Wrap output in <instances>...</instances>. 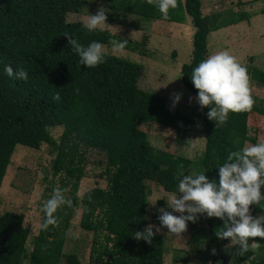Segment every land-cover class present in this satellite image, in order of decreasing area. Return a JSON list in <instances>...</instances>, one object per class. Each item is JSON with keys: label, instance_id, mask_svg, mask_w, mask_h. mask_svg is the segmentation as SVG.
Segmentation results:
<instances>
[{"label": "trees", "instance_id": "16d2710c", "mask_svg": "<svg viewBox=\"0 0 264 264\" xmlns=\"http://www.w3.org/2000/svg\"><path fill=\"white\" fill-rule=\"evenodd\" d=\"M112 1L144 19L192 21L193 49L181 78L197 98L206 138L196 175L190 158L154 147L141 126L197 127L170 109L166 98L139 86V63L96 51L101 43L136 50L139 42L67 21V12L80 11L83 0H0V188L19 144L37 150L43 143L54 146L55 175L74 179L69 197L54 193L26 264H82L77 254L64 253L78 206L81 227L94 232L88 264H163L165 236L147 227V180L168 191L183 190L202 204L203 221H195V208L192 215L186 212L194 249L201 250L207 239L214 251L251 208L253 217L264 216V145L256 156L245 148L255 143L249 115H264V107L253 105L250 92L236 89L231 63L209 69L208 36L219 26L217 15L204 14L202 0ZM252 78L264 85V70L253 68ZM57 126L63 128L59 141L51 133ZM89 148L105 153L108 184L79 198ZM241 225L235 264H264V217ZM29 233L21 213L0 214V264L24 262Z\"/></svg>", "mask_w": 264, "mask_h": 264}, {"label": "rangeland", "instance_id": "374dc122", "mask_svg": "<svg viewBox=\"0 0 264 264\" xmlns=\"http://www.w3.org/2000/svg\"><path fill=\"white\" fill-rule=\"evenodd\" d=\"M83 3L80 11L67 12V21H81L89 26L106 28L111 33L131 39L133 44L139 42L140 46L136 50L101 43L96 51L139 63L143 67L139 86L166 98L170 109H178L191 125L197 127L190 131L185 126H164L156 122H147L141 126L154 147L190 158L193 161L192 174L196 175V160L202 155L206 138L200 131L202 113L197 98L184 86L181 78V67L189 62L193 49L195 28L191 19L184 24L144 19L117 9V2L112 0H83ZM202 5L203 13L217 15L219 24L208 36L209 69L231 63L236 89L250 92L253 105L264 107V85L252 78L253 68L264 70V0H202ZM246 13L250 16L248 19L233 21ZM62 129L57 126L51 130L56 141L60 140ZM249 133L256 139V145H250L249 151L256 156L264 145V115L257 111L251 114ZM56 154V148L46 143L38 150L17 145L0 188V214L5 211L21 213L24 226L30 231L22 264L28 261L33 240L39 233L54 193L65 197L71 194L74 179H66L62 173H54ZM105 163L104 152L94 148L86 149L83 163L85 175L77 191L79 198L92 188H107ZM146 186L149 193L148 230L161 232L165 236L163 264H212V249L209 250L205 245L207 239L201 250H198L199 246L194 249L188 244L190 234L195 232L190 231L186 212L195 208L198 212L194 220L203 221L202 204L191 202L183 190L168 191L156 181L147 180ZM229 195V191H226L225 196ZM193 213L194 210H191L190 215ZM248 214L235 223L233 231L230 229L227 241L225 239L219 243V252L228 253L237 240L242 238L239 232L242 223L246 228L248 222H258L264 217L261 213L255 217ZM81 218L82 208L78 206L68 229L64 253H75L82 264H88L94 232L81 227Z\"/></svg>", "mask_w": 264, "mask_h": 264}, {"label": "flooded vegetation", "instance_id": "af4514ba", "mask_svg": "<svg viewBox=\"0 0 264 264\" xmlns=\"http://www.w3.org/2000/svg\"><path fill=\"white\" fill-rule=\"evenodd\" d=\"M230 232L231 231H229V233ZM225 239L227 241V238H225ZM216 244H217L216 245V249L211 252V258L210 259L212 261V264H222V262L224 261L225 258L227 259V263L226 264H235V260H234L235 246H232L231 247V250H229L228 253L223 254V253L219 252V250H218V245H219V242L218 241L216 242ZM214 256H217L218 257V260L217 261L214 260V258H213Z\"/></svg>", "mask_w": 264, "mask_h": 264}, {"label": "crops", "instance_id": "0c3cea01", "mask_svg": "<svg viewBox=\"0 0 264 264\" xmlns=\"http://www.w3.org/2000/svg\"><path fill=\"white\" fill-rule=\"evenodd\" d=\"M252 114V113H251ZM251 114L249 115V118H248V127H249V120H250V117H251ZM249 135H250V133H249ZM251 136V135H250ZM254 140H255V143H247L246 145H245V148L249 151V146L250 145H256V139L255 138H253ZM250 152V151H249ZM251 153V152H250ZM252 155H254L253 153H251ZM196 204V203H195ZM197 205V204H196Z\"/></svg>", "mask_w": 264, "mask_h": 264}, {"label": "water", "instance_id": "95a60500", "mask_svg": "<svg viewBox=\"0 0 264 264\" xmlns=\"http://www.w3.org/2000/svg\"><path fill=\"white\" fill-rule=\"evenodd\" d=\"M226 263H227V259L225 258L222 264H226Z\"/></svg>", "mask_w": 264, "mask_h": 264}, {"label": "built area", "instance_id": "2783aa9c", "mask_svg": "<svg viewBox=\"0 0 264 264\" xmlns=\"http://www.w3.org/2000/svg\"><path fill=\"white\" fill-rule=\"evenodd\" d=\"M249 212H250V213H249V214L247 213V214H248V216H249V215L251 216L252 209H249Z\"/></svg>", "mask_w": 264, "mask_h": 264}, {"label": "clouds", "instance_id": "9594fccd", "mask_svg": "<svg viewBox=\"0 0 264 264\" xmlns=\"http://www.w3.org/2000/svg\"><path fill=\"white\" fill-rule=\"evenodd\" d=\"M252 209V208H251ZM249 211V210H248ZM248 211H247V213H248ZM247 213H246V215H247Z\"/></svg>", "mask_w": 264, "mask_h": 264}]
</instances>
